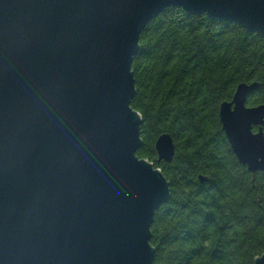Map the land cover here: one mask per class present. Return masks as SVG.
Here are the masks:
<instances>
[{
	"label": "water",
	"instance_id": "obj_1",
	"mask_svg": "<svg viewBox=\"0 0 264 264\" xmlns=\"http://www.w3.org/2000/svg\"><path fill=\"white\" fill-rule=\"evenodd\" d=\"M172 5L264 34V0H0V264H154L151 227L171 183L137 153L132 65L142 30ZM257 85L240 83L220 106L254 174L264 171V103L247 104ZM155 146L172 161L170 133Z\"/></svg>",
	"mask_w": 264,
	"mask_h": 264
},
{
	"label": "trees",
	"instance_id": "obj_2",
	"mask_svg": "<svg viewBox=\"0 0 264 264\" xmlns=\"http://www.w3.org/2000/svg\"><path fill=\"white\" fill-rule=\"evenodd\" d=\"M132 68V106L142 116L137 153L171 183L151 227L154 264H254L264 252V171L239 161L220 106L242 82L258 83L249 106L264 103V34L168 6L142 30ZM163 133L174 139L170 162L158 159Z\"/></svg>",
	"mask_w": 264,
	"mask_h": 264
},
{
	"label": "flooded vegetation",
	"instance_id": "obj_3",
	"mask_svg": "<svg viewBox=\"0 0 264 264\" xmlns=\"http://www.w3.org/2000/svg\"><path fill=\"white\" fill-rule=\"evenodd\" d=\"M256 129V128H255Z\"/></svg>",
	"mask_w": 264,
	"mask_h": 264
}]
</instances>
